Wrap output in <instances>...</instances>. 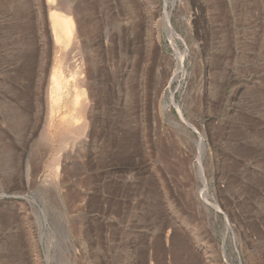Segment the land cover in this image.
<instances>
[{
  "label": "rangeland",
  "instance_id": "obj_1",
  "mask_svg": "<svg viewBox=\"0 0 264 264\" xmlns=\"http://www.w3.org/2000/svg\"><path fill=\"white\" fill-rule=\"evenodd\" d=\"M165 4L0 0V264H264V0Z\"/></svg>",
  "mask_w": 264,
  "mask_h": 264
},
{
  "label": "bare ground",
  "instance_id": "obj_2",
  "mask_svg": "<svg viewBox=\"0 0 264 264\" xmlns=\"http://www.w3.org/2000/svg\"><path fill=\"white\" fill-rule=\"evenodd\" d=\"M61 16H60V19H59V21L56 23L55 22V24H57V28H56V36L57 37H61V39L63 40L64 39V37H65V35H72L74 32H75V24H74V20H73V17H72V14H71V12H69L68 10H66L65 12H63L62 14H60ZM54 24V25H55ZM56 26V25H55ZM76 34H74V36H75ZM73 37V36H72ZM64 42V41H63ZM60 43H62V41L60 40ZM178 53H180V51L178 52ZM180 56H181V53H180ZM182 58V57H181ZM75 72H77V71H75ZM59 81V80H58ZM61 81V80H60ZM78 82H79V84H84V81L81 79V77H80V79H78ZM62 83V82H61ZM60 84V83H59ZM82 90V93L85 91V89H81ZM83 95H84V93H83ZM78 99V101H79V98H77ZM77 101V102H78ZM76 102V103H77ZM76 105H79V104H76ZM87 105V104H86ZM86 105L84 106V107H82V106H79L78 107V111H77V113L78 114H80L82 111H84L87 107H86ZM86 107V108H85ZM74 119H75V117H74ZM84 127V125L82 124V125H79L78 126V129H82ZM74 129H76V128H74ZM201 174H202V172H201Z\"/></svg>",
  "mask_w": 264,
  "mask_h": 264
},
{
  "label": "water",
  "instance_id": "obj_3",
  "mask_svg": "<svg viewBox=\"0 0 264 264\" xmlns=\"http://www.w3.org/2000/svg\"><path fill=\"white\" fill-rule=\"evenodd\" d=\"M167 1L168 0H166V4L164 5V8H165V16L167 15L168 16V19H169V17H170V13L167 11ZM169 30H170V32L171 33H173V30H172V28H171V26L169 27ZM170 100H171V102L174 104V105H176L177 107H178V104L175 102V100H174V94L172 93V95H171V98H170ZM179 115H180V118L182 119V120H185V118H184V116H183V114L181 113V111H179ZM187 121V120H186ZM188 123V122H187ZM188 125L192 128V130L193 131H195V128L190 124V123H188ZM198 143H199V146H200V149L201 150H204V148H205V142H204V139L202 138V136L199 134V140H198ZM201 172H202V175H201V177H202V182H203V184H204V187H203V189H202V191L203 192H205L206 190H207V179H206V176H205V174H204V171H203V169H202V167H201ZM215 208L216 209H218V206H215ZM227 229H230V225H229V223H228V220H227Z\"/></svg>",
  "mask_w": 264,
  "mask_h": 264
}]
</instances>
